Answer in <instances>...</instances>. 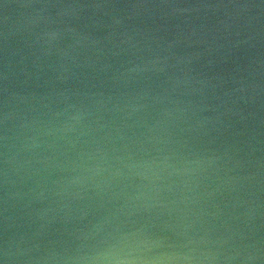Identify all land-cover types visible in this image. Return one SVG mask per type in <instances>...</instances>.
<instances>
[{
  "label": "water",
  "instance_id": "water-1",
  "mask_svg": "<svg viewBox=\"0 0 264 264\" xmlns=\"http://www.w3.org/2000/svg\"><path fill=\"white\" fill-rule=\"evenodd\" d=\"M0 264H264V0H0Z\"/></svg>",
  "mask_w": 264,
  "mask_h": 264
}]
</instances>
